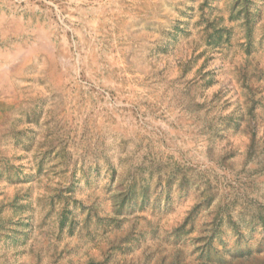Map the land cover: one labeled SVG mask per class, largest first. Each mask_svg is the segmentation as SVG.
<instances>
[{
  "label": "rangeland",
  "instance_id": "374dc122",
  "mask_svg": "<svg viewBox=\"0 0 264 264\" xmlns=\"http://www.w3.org/2000/svg\"><path fill=\"white\" fill-rule=\"evenodd\" d=\"M0 264H264V0H0Z\"/></svg>",
  "mask_w": 264,
  "mask_h": 264
}]
</instances>
